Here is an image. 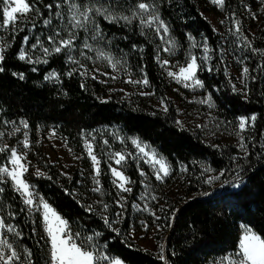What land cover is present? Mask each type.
I'll return each instance as SVG.
<instances>
[{"label":"trees","instance_id":"16d2710c","mask_svg":"<svg viewBox=\"0 0 264 264\" xmlns=\"http://www.w3.org/2000/svg\"><path fill=\"white\" fill-rule=\"evenodd\" d=\"M56 1L43 0L38 3L44 18L53 16ZM120 2L131 5L137 0ZM147 2L156 4L160 18L169 25L170 34L183 51H188L193 43L189 36L198 45V58L204 55L205 38L209 48L213 49L209 53L212 59L207 61L213 71L198 72V77L203 81L205 91L212 96L217 116L227 123L237 122L241 116H257L255 129H251V155L246 160L233 161L232 157L237 155L234 149L214 147L200 134L181 128L176 123V110L170 104L167 112L135 108L129 103L111 98L105 86L97 80L84 78L76 71L68 76L67 73L73 68L69 66L63 52L45 57L48 63L20 60L18 54L24 48V37H29L27 48H30L36 44L39 32L46 31L41 18H36L35 28L19 23L15 26V34L13 28L9 29L10 47L7 48L5 62L0 65L4 68L0 72V115L8 121L28 122L33 144L32 152L28 153L31 164H37L48 174L46 177H51H34L29 170L27 177L37 192L69 221L73 231H80L82 234L102 233L98 242L107 245L105 252L124 264H164V261L158 258V253L138 247L130 241L127 224L117 225L120 233L117 235L95 211H85V207L74 196L77 181L71 183L65 179L49 163L43 151L36 147L37 133L41 127L54 126L71 147L82 150L84 133L116 126L127 136L137 137L156 148L173 168L205 163L216 171L227 172V178L234 183L237 165H240V175L243 178L240 188H204V193L200 196L179 203L174 209L178 210L175 213L176 219L171 227L166 226L163 244L164 255L169 264H209L238 251L242 225L252 228L264 238V148L261 147L264 145V136L261 135L264 133V70L259 67L264 64V56L259 55V52L253 53L248 47L243 53L244 64L250 69L246 89L248 95L245 98L242 92L232 90V83L222 60L220 36L203 14L204 0ZM49 3L53 4L52 13L45 7ZM253 4V0H226V9L237 15ZM3 6L0 0V22L3 20ZM29 18L31 20V14ZM102 26L129 64L147 75L152 90L165 101L171 88L157 62L156 39L149 34L142 35L138 24L116 25L102 22ZM252 48L264 51V16L257 27ZM33 68L36 70L33 71ZM53 72L59 76L58 80L45 79ZM14 73H23L24 78L20 79ZM82 84L84 87H81ZM4 161L5 159L0 158V166ZM104 168L105 166L104 187L113 194L111 174L108 169L104 172ZM0 187L5 188L0 198L4 205L0 214L7 217L8 212H14L16 218L10 222L17 224L24 235V239L19 242L43 257L47 244L41 238L43 229L40 215L28 217L26 206L11 187V181ZM21 208H25V212H20ZM32 219L37 221L35 225L31 223ZM168 223L169 221L167 225ZM34 227L36 235L32 232ZM34 259L38 257L34 256Z\"/></svg>","mask_w":264,"mask_h":264},{"label":"rangeland","instance_id":"374dc122","mask_svg":"<svg viewBox=\"0 0 264 264\" xmlns=\"http://www.w3.org/2000/svg\"><path fill=\"white\" fill-rule=\"evenodd\" d=\"M253 1L254 4L252 6L248 5L242 14H234L235 17L240 20L243 33L248 37L251 45L256 34L257 27L260 25L261 19L264 16V0ZM59 2H61V0L56 1V3ZM84 2H95V0H84ZM100 2L103 3L104 0H100ZM66 9L67 6L64 5L62 10L65 11V13ZM119 10L120 9H117V11ZM202 10L205 17L208 18L215 31L220 36L222 42V60L225 66L226 74L232 85L235 84L237 89H240L243 87L241 73L243 67H245L243 53L246 51L247 47L242 46L243 41L239 40L236 36H233L228 32V28L233 26V13L228 11L226 7L224 10H221L216 5L212 4L211 0H204ZM55 11H57L56 8L54 12ZM54 12L53 25H59L60 21L55 19ZM125 14H130V11H125ZM254 16L255 19L253 18ZM30 21L31 20L29 18V21L23 22L22 25H32V22ZM221 21H224V23H221ZM96 22L99 24L103 32V42L98 45V47L103 49L106 53L111 54L116 60L120 61V64L117 65V70L114 71L106 60L98 58L95 51L83 49V41L86 36L91 35V32H84L82 30L79 31L78 39L76 41V50L71 53V55L80 63L72 64L67 58L70 67L77 69L76 72L79 74L80 72L84 71V68H86L88 75H81L82 77L92 79V76H96V79L93 80H97L98 82L102 83L111 98L129 103L135 108L144 109L150 112H165L163 111L164 104H167V106L169 104L174 106L177 113V121L182 122L183 128L200 134L208 144L214 147L215 145H219V147H230L237 152L236 157L243 156V153L238 150L239 138L235 134L236 131H238V121L234 123L224 122L217 116L215 107L210 108L207 103H199L198 101L206 99L209 95L204 88H185L183 87L182 83H177L175 79L168 75L169 71L178 72L180 67L186 66L189 59V51L192 55L197 56L196 49H198V45L195 48H193L191 45L188 51H183L177 43L178 47L175 49V51L165 52L163 49L165 47H170V45L161 40L160 36H158L153 29H142L143 33L153 36L154 40L156 39L155 41L157 43L158 52L157 57H159V60L161 62L164 60L169 61V64L164 67H162L161 63L158 62L159 67L171 88L166 100L162 101L155 94L150 85L145 86L143 84L127 83L129 79H143L144 73L136 70L132 65L129 64L125 55L115 46L113 39L110 38L102 26V22L116 25H139V21L133 20L131 24H127L124 21H120L118 23H109L103 17H96ZM64 23H67V16L64 20ZM46 28L47 29L45 32H39L37 35V46L35 48H27V45H24L23 50L31 56L33 61H42L45 59L40 44H43L44 47H51L47 43L46 37L47 35L51 34L52 29L51 27ZM9 29L5 31L3 28H0V40H4L8 43V36L10 34ZM62 35L64 34L62 33ZM166 39L174 38L169 33ZM37 41L40 43H37ZM108 41H110V43H108ZM88 42L94 44V42L91 40ZM82 51L85 53V55H80ZM65 56L67 57L66 54ZM86 57H91V59H87ZM81 64L84 65V68L80 67ZM113 77L116 78L113 79ZM48 80L56 81L57 79L53 78ZM144 93L152 94L145 95ZM6 121L8 123H5ZM20 121L21 120L15 121V125H13L11 123L13 121L3 119L0 115V132L4 133V135L0 137V145L7 144L10 148L15 147L18 152L26 153L27 160L30 162L29 170H31V174L34 177H46L48 174L40 166L37 164H31L30 158L28 156V153H30V151L32 152L33 146L31 130L30 127L24 129L23 126L20 125ZM217 124L220 125L219 128H217ZM13 127H19L20 131L16 132L15 134H10L12 133ZM25 132H27L28 140L31 144L30 149L23 148L22 142L25 138ZM53 132H55V135H53ZM244 135L246 137V143H248L249 150V144L251 142H248L247 138L251 136V129L244 133ZM93 137H95L93 143L96 146L97 155L101 158L100 167L102 170V175L100 176V180L103 186V167L105 166L104 172L108 169V164H112L113 167H120L114 163V160L109 159L110 154L118 151L122 152L126 156L129 153L132 154V157L128 158L122 169L125 175L134 181L133 184L128 185L132 188V192L130 194L120 193L113 184V194H110L105 189V187L104 189L106 191L102 197L100 194L93 193L91 191V189L95 186L93 183L94 173L92 162L85 149V139L92 141ZM133 138L137 137L127 136L120 128L116 126L102 127L84 133L82 136V150H77L68 144L67 140L58 133L54 126H43L38 130L36 147L38 150L43 151L49 163L55 166L65 179L71 183L77 181L75 183L76 187L74 189V196L85 207L89 204H93L95 214L98 217L101 218L100 213L102 211V207L99 204H95V201L102 199L104 202L110 205L109 211L104 213V215H108L111 219L115 212L120 211V209L116 206L115 201L119 199L121 195L126 197L127 205L126 211L124 213L125 218L122 219L120 224L124 223L129 226V230L127 231L128 239L135 243L138 247L159 254V246L163 244V240L167 232L166 226L168 220L166 217L172 214L175 207L179 203L200 196L202 192L204 193V188L218 190L224 187H232L235 189V187H233V184L235 183L233 180L227 178V172H225V175L221 177L220 180L215 181L212 184L204 183V181L209 176L217 175L219 171H216L211 167L214 170L212 173L205 172L204 168L209 167L205 163H199L190 167H186L187 171L183 170L185 168L183 165L173 168L156 148L139 139L144 144L149 145V149L146 150H155L157 156L163 157L165 161L171 166V174L168 177H165L163 181H158L155 179L153 167L150 164L144 162V159L146 158H134L137 156L138 149L131 143ZM104 140L108 141L107 145L103 143ZM122 140L124 141L123 143L121 142ZM69 149H71V151H69ZM8 155V152L0 153V158L5 159L3 165L7 163ZM37 169L45 173V176H37L35 174ZM141 170L148 174L147 179L139 174ZM68 177H71V179ZM112 179L113 177L111 178V181ZM225 180L229 181V183H224ZM145 184L149 186L147 189L145 188ZM34 189L35 192L38 193L35 187ZM38 195L41 196L39 193ZM142 195H146L148 197L147 203L149 208L153 211H156L157 215L161 217L160 220H155V218L152 217L147 211L142 212L131 207L133 203L143 206L145 201L140 199ZM151 195H155L157 200H151ZM109 197H111V199ZM110 200L112 202H110ZM161 207H163L165 211H159ZM142 221L148 225L147 230L144 229L141 223ZM117 225H114V227H117ZM158 225L159 229H157ZM243 226L245 225L241 226L240 239L243 235ZM230 255L231 254L223 258L213 260L209 264H222V262L223 264H227L226 258ZM105 264H107V262H105ZM122 264L124 263L122 262Z\"/></svg>","mask_w":264,"mask_h":264},{"label":"snow or ice","instance_id":"6c2138e0","mask_svg":"<svg viewBox=\"0 0 264 264\" xmlns=\"http://www.w3.org/2000/svg\"><path fill=\"white\" fill-rule=\"evenodd\" d=\"M3 2V20L0 22V28H3L5 31L9 27L13 28L15 34V26L19 23L29 21V14H31L32 27L35 28L36 18H41L43 25L45 27H51V34L47 35V43L51 47H44L43 44H40L42 52L45 57H48L53 54H60L64 52L67 55L68 61L72 64H79L80 62L75 59L71 53L76 50V41L78 39L79 31L91 32L90 36H86L83 41V49L88 51H95L98 58L106 60L107 63L115 71L117 70V65L120 64L119 60H116L111 54L106 53L103 49L99 48L103 42V32L99 24L96 22V17H103L109 23H118L124 21L127 24H131L133 20L139 21V26L141 29L148 28L153 29L154 32L160 36V39L165 41L170 47H165L163 50L165 52L175 51L178 47L177 42L174 39H166L170 33V28L164 20L160 18L158 8L155 3L147 2V0H137L136 3L131 5H126V3H121L120 0H104L103 3L100 0H95V2L85 3L84 0H61V2L55 4L57 11L54 12V17L60 21L59 25H53V16L50 15L47 18H44V13L38 7V3H42L43 0H2ZM212 4L216 5L221 10H224L226 7V0H211ZM66 5V13L63 11V6ZM50 13L53 10V4L49 3L45 5ZM117 9H120L117 11ZM125 11H130V14H125ZM67 16V23H64V20ZM255 19V16L253 17ZM233 26L228 28V32L236 36L239 40L243 41L245 47L251 48L253 53L259 52V55L264 56V51L252 48L251 42L248 40V37L244 35L242 30V25L239 19L233 14ZM224 23V21H221ZM23 30V29H20ZM215 31V29H213ZM62 33L64 35H62ZM143 35V32H141ZM189 39L193 41L192 47H197L194 38L189 36ZM29 37L25 36L23 43L28 44ZM91 40L94 42L89 43ZM37 43H40L37 41ZM110 43V41H108ZM37 45L33 44L32 47L35 48ZM10 45L4 41L0 40V65H3L6 59V51ZM135 47V46H134ZM67 50V51H65ZM142 50V49H141ZM213 49L209 48L207 40L203 44V53L201 57L192 55L189 51V59L186 66L179 68L178 72L169 71L168 75L175 79L177 83H182L185 88H204V83L198 78V72L207 70L209 72L213 71V68L207 64V61L211 60L212 57L209 55ZM80 55H85L82 51ZM20 60L28 61L30 63L43 62L48 63L47 59L42 61H33L31 56L25 52L23 49L20 50L18 54ZM91 59V57H86ZM199 60V62H198ZM157 62L161 63V66L164 67L169 64L168 60L160 61L157 57ZM81 68H84V65H80ZM264 70V64L259 66ZM36 69L33 68V71ZM4 68L0 67V72H3ZM77 69H73L67 73L68 76L73 75ZM98 71V70H97ZM19 75L20 79H23V73L15 74ZM80 75L87 76V69L84 68V71L80 72ZM250 76L249 67L245 66L242 69L241 77L243 87L237 89L236 85H232L233 92H242L244 97L247 98L248 92L246 91L248 87V79ZM59 79V76L53 72L50 76L45 77V79ZM116 77H113L115 79ZM92 79H96V76H92ZM254 79V77H253ZM127 83L130 84H143L145 86L149 85L147 75L145 74L141 80H131L129 79ZM81 87H84L82 84ZM145 95H151L152 93H144ZM201 104L207 103L210 108L215 107L214 102L212 101V96L209 94L206 99L198 101ZM163 111H168L167 104L163 105ZM257 121V116L255 114L250 117L241 116L238 120V131L236 135L239 138L238 150L243 153L241 157H232L233 161L237 159L246 160L251 152L248 150V143H246V137L244 133L248 132L249 129H255V122ZM5 123H8L7 121ZM15 125V121L11 122ZM183 128V124L180 121L176 122ZM231 123V122H228ZM20 125L24 129L29 127L26 120H21ZM217 124V128H219ZM202 127V126H198ZM19 127H13L12 133L15 134L19 132ZM4 135L3 132H0V137ZM55 135V132H53ZM264 136V133L261 134ZM23 148L30 149L31 144L28 140L27 132L24 133ZM248 142H251L253 137L249 136ZM95 137L92 138V141L85 139V149L87 155L90 158L93 165V183L94 187L91 189L93 193H98L101 197L105 194L104 186L100 180L102 175L101 170V158L97 155V149L93 141ZM124 142L123 140L121 141ZM105 145L108 144L107 140H104ZM131 143L138 149L137 156L135 159H144L145 163L150 164L154 169L155 179L158 181H163L165 177H168L171 174V166L165 161L163 157H158L155 150H146L149 149V145L144 144L139 138H133ZM219 147V145H215ZM264 148V145H261ZM71 151V149H69ZM8 152L7 163L3 166H0V185L7 184L11 181V187L16 193L22 198L23 204L26 206L27 215L29 218L33 217L35 213L40 214V225L43 229L42 239H45L47 244V249L44 250L45 255L43 257L38 256L34 253L31 248L21 244L19 241L24 239L22 230L17 224H13L10 221L15 220L16 214L14 212H8L7 217L0 214V264H122L120 259L110 258V256L105 252L107 247L106 244L101 245L98 242V238L102 235L100 232H95L93 234H82L80 231H73L72 227L67 219H65L44 197L39 196L35 192L34 186L29 182L27 177L30 162L27 160V154L18 152L15 147L10 148L7 144L0 145V153ZM129 157H132V154L129 153L127 156L122 152H115L110 154L109 159L114 160V163L118 166L113 167L112 164H108V172L113 177L112 184L119 190L120 193H131L132 188L128 185L134 183L130 177L125 175L122 170L126 164ZM158 166V167H157ZM187 171L185 167L183 169ZM241 166L237 165L236 175L234 180L236 181L233 184V187L240 188L242 176L240 175ZM204 171L207 173H212L214 170L209 166L205 167ZM37 176H45V173L41 172L39 169L35 173ZM142 177L147 179V173L143 170L139 173ZM66 175V174H65ZM225 175L224 171L219 172L217 175L209 176L204 183L212 184L215 181H218ZM51 179V177H46ZM71 179V177H68ZM224 183H229L225 180ZM149 186L145 184L147 189ZM67 192V190H65ZM5 192L4 187H0V198H2L3 193ZM141 200H144L145 203L143 206L140 204L133 203L132 208L138 211H147L150 213L155 220H160L161 217L157 215L156 211H153L149 208L147 203L148 197L142 195ZM151 200H157L155 195H151ZM99 204L102 207L100 213L101 219L104 224L119 235V229L114 227V225L120 224L122 219L125 218L124 213L126 211L127 199L124 196H120L119 199L115 201L116 206L120 209L114 213V215L109 218L108 215H104L109 211L110 205L104 202L102 199L94 202ZM82 207H85L83 204ZM4 207L2 200H0V210ZM10 207V205H9ZM85 211L93 213L95 211L93 204H89L85 207ZM159 211L163 212L165 209L161 207ZM176 211L172 212L170 216H167L166 219L169 221L168 227H171V223L176 219ZM20 212H25V208H21ZM32 224H36L37 221L32 219ZM144 229L147 230L148 225L145 222H141ZM159 229V225L157 226ZM33 235H36L35 227L32 230ZM11 237V238H10ZM160 252L158 258L164 261V264H169L167 257L164 255V245L161 244ZM34 256H37L38 259H34ZM227 259V264H264V238L261 235L253 231L252 228L248 226H243V235L240 239L238 251L231 254ZM223 264V262H222Z\"/></svg>","mask_w":264,"mask_h":264}]
</instances>
